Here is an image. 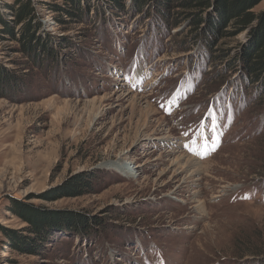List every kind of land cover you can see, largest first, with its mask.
<instances>
[{
	"label": "rangeland",
	"instance_id": "374dc122",
	"mask_svg": "<svg viewBox=\"0 0 264 264\" xmlns=\"http://www.w3.org/2000/svg\"><path fill=\"white\" fill-rule=\"evenodd\" d=\"M31 1L59 67L25 57L0 22V74L12 78L0 85V230L35 240L28 210L54 236L34 255L0 232L2 264H264V96L235 95L246 87L222 57L251 34L220 43L209 65L200 42L181 50L187 24L107 10L106 24L61 27L48 6L58 0ZM15 2L0 0L1 19ZM182 155L199 163L198 182L182 185L193 170L173 166ZM120 158L127 175L107 166ZM81 177L88 193L57 198ZM71 221L94 223L90 237L57 232Z\"/></svg>",
	"mask_w": 264,
	"mask_h": 264
},
{
	"label": "trees",
	"instance_id": "16d2710c",
	"mask_svg": "<svg viewBox=\"0 0 264 264\" xmlns=\"http://www.w3.org/2000/svg\"><path fill=\"white\" fill-rule=\"evenodd\" d=\"M58 1L59 3H52L48 6L50 12L55 14L54 22L61 27L69 24V22L82 25L89 19L96 17L97 22L99 19L106 24L108 20L105 19L104 13L107 10H112L113 12H110L112 15H117L118 12L127 16L145 14L147 18L153 17L152 24H157L160 29L165 25H171V28L177 29L187 24L190 29V37L180 43L181 50L190 52L193 49L191 43L200 42L198 53L209 59V65L215 62L214 59H211V55L219 51L220 43L234 39L241 34L250 33L248 42L242 49L240 47L239 52L230 53L229 50L223 52V59L231 58V61H228L225 66L224 73H230V76L238 75L237 80L244 84L247 93L238 87V91L234 94L242 93L241 100L246 102L245 104L247 102L254 104L259 97L264 96V13L256 15L252 11L263 0H101L102 4L98 7L92 5V0H85V2L83 0ZM129 1V5H126ZM34 9L31 0H16L13 6H9L10 13L8 16L12 20L6 19V21L0 18V22L5 28L4 37L7 35L9 37L6 39L16 41L20 45L19 51L35 64H38L40 68H42L43 60L41 58L43 57L48 61L55 62L54 68H58V50L56 52L53 50L54 42L50 36L49 38H40L39 33L42 26L34 21ZM94 12L95 16L91 17ZM175 12L177 13L175 14ZM103 22H99L100 25ZM216 77L220 78L221 74L218 72ZM5 81L11 82L12 78L3 72L0 74V85ZM229 81H227L228 85L230 83L232 85L233 81ZM251 89H254V92L249 95ZM89 185L90 181L81 177L70 188L63 191V194H59L60 196L58 195L57 198L82 196L90 191ZM28 213H32V215ZM36 214L38 213L33 214L28 210L20 213L21 216L24 215L22 217L25 221L35 229L32 230V233L36 235L35 240L27 239L24 241L12 232L1 229L0 232L5 236L7 242L5 246L9 245L10 249L23 253L30 251V253L37 255L54 235L49 232L50 226L42 216L39 218L40 221H34L33 218L36 217L34 216ZM68 223L72 225L71 230L68 227H66L67 230L58 228L57 232H65L66 235H69V231H73L76 236L90 237L94 223H87L86 227L79 232L73 230V221ZM0 251H4V249L1 248ZM0 264H2L1 258Z\"/></svg>",
	"mask_w": 264,
	"mask_h": 264
},
{
	"label": "bare ground",
	"instance_id": "6f19581e",
	"mask_svg": "<svg viewBox=\"0 0 264 264\" xmlns=\"http://www.w3.org/2000/svg\"><path fill=\"white\" fill-rule=\"evenodd\" d=\"M161 60V59H159ZM159 62V61H158ZM187 159V157L185 155H182V156H179L178 159H176L174 162H173V166H176L179 170H182V171H186L184 166L187 168H192V173H191V177L189 178H185L183 181H182V185H188L189 184V179H191L192 177H196L194 179V181L198 182L200 178L199 175L200 173L202 172V170L198 167L199 166V163H196L194 161V159H188V161L186 162V164H184V166H181L182 162L185 161ZM120 160V161H119ZM118 160V162L112 164V165H107L108 168L110 169H113V168H117L119 167L118 169L125 175L129 174L131 172L130 168H126L124 167V164L127 160V158L123 159V158H120ZM117 166V167H116ZM201 177V176H200ZM202 179V178H201ZM180 201V200H179Z\"/></svg>",
	"mask_w": 264,
	"mask_h": 264
},
{
	"label": "snow or ice",
	"instance_id": "6c2138e0",
	"mask_svg": "<svg viewBox=\"0 0 264 264\" xmlns=\"http://www.w3.org/2000/svg\"><path fill=\"white\" fill-rule=\"evenodd\" d=\"M213 150H215V149H213Z\"/></svg>",
	"mask_w": 264,
	"mask_h": 264
}]
</instances>
